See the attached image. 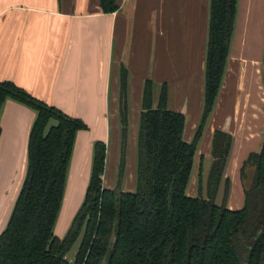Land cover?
Masks as SVG:
<instances>
[{"label":"crops","instance_id":"0c3cea01","mask_svg":"<svg viewBox=\"0 0 264 264\" xmlns=\"http://www.w3.org/2000/svg\"><path fill=\"white\" fill-rule=\"evenodd\" d=\"M208 1L114 0L116 8L103 12L98 0H0V80L12 81L85 124L74 134L56 232L59 222L65 231L82 199L93 140L105 143L107 171L101 184H114L120 64L127 71L121 188L134 186L135 134L145 78L151 80L154 96L164 84V105L183 114L181 137L190 140L201 112ZM34 117V109L12 97L0 105V231L25 174ZM215 129L227 133L230 144L213 201L220 203L225 177L224 205L239 208V166L259 149L264 133V0L235 1L220 83L195 144L186 194H205Z\"/></svg>","mask_w":264,"mask_h":264},{"label":"trees","instance_id":"16d2710c","mask_svg":"<svg viewBox=\"0 0 264 264\" xmlns=\"http://www.w3.org/2000/svg\"><path fill=\"white\" fill-rule=\"evenodd\" d=\"M235 1H208L201 112L190 140L181 137L183 114L164 105V84L154 96L151 80H143L131 190L120 187L127 134V71L124 65L118 66L114 184H101L105 143L93 140L82 199L61 236L54 234L53 227L74 134L85 124L12 81L0 80V105L6 97H12L35 110L25 174L0 231V264L263 263L264 133L259 149L249 152L239 166L241 207L224 205L225 177L221 201H213L230 144L229 135L218 129L211 134L205 194L185 193L195 144L220 83ZM98 3L103 12L116 8L114 0ZM249 167L252 175L247 184L244 179ZM75 239L77 246L68 260L65 253Z\"/></svg>","mask_w":264,"mask_h":264},{"label":"rangeland","instance_id":"374dc122","mask_svg":"<svg viewBox=\"0 0 264 264\" xmlns=\"http://www.w3.org/2000/svg\"><path fill=\"white\" fill-rule=\"evenodd\" d=\"M105 168H103V174L107 171V168H106V170H104ZM250 170V173H247V176L245 177V179H244V181L248 184L249 183V177H250V175H252V169L249 167L248 168V171ZM102 183H103V181H102ZM120 183H122V181L120 182ZM104 184V183H103ZM121 187V186H120ZM215 199V198H214ZM214 202H215V200H214ZM251 202H252V196H251ZM74 209V208H73ZM65 211H66V209H65ZM61 212H62V215L60 216V220H61V218H62V222H63V220H64V210H61ZM71 212H72V210H71ZM66 213V212H65ZM59 214V213H58ZM66 215H67V213H66ZM57 220H58V215H57V218H56V221H55V223H57ZM59 220V221H60ZM59 225H60V222H59ZM59 225H58V228H59V230H58V232H56L55 230H56V224H54V227H53V232L54 233H56L57 235H59V233L60 234H62L63 233V229L61 230V228L63 227V225L62 226H60L59 227ZM76 246H77V239H75L74 240V242L71 244V246L69 247V249L67 250V252L65 253V258L66 259H68V260H71L72 259V256H73V253H74V251H75V248H76ZM262 264H264V260H263V263Z\"/></svg>","mask_w":264,"mask_h":264}]
</instances>
